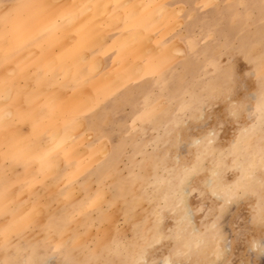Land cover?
<instances>
[{"label":"rangeland","instance_id":"374dc122","mask_svg":"<svg viewBox=\"0 0 264 264\" xmlns=\"http://www.w3.org/2000/svg\"><path fill=\"white\" fill-rule=\"evenodd\" d=\"M104 1L0 0V84L16 62L19 87L39 77L45 96L0 136L31 159H3L0 264H264V0ZM119 6L121 19H108ZM124 20L142 32H118ZM80 29L98 40L84 44L101 64L81 55ZM51 56L77 75L50 68ZM71 76L90 89L80 94ZM55 87L61 111L47 98ZM78 116L69 142L65 127L54 131L55 119Z\"/></svg>","mask_w":264,"mask_h":264},{"label":"bare ground","instance_id":"6f19581e","mask_svg":"<svg viewBox=\"0 0 264 264\" xmlns=\"http://www.w3.org/2000/svg\"><path fill=\"white\" fill-rule=\"evenodd\" d=\"M46 1V0H45ZM76 1H78V0H76ZM106 1V0H105ZM104 1V2H105ZM122 1V0H121ZM124 1V0H123ZM125 2H126V0H125ZM140 2V1H139ZM165 2V1H164ZM2 4V3H1ZM66 4V3H65ZM86 5V4H85ZM160 5V7H159V9L160 8H162L161 10H163V13H165V11L167 12L168 11V7L165 5V4H163V3H160L159 4ZM109 5H107V4H105V7H106V9H108L107 7H108ZM89 7H91V5H88L87 6V8H89ZM120 7V6H119ZM118 7V11L116 12V11H114V12H112L111 14H110V16L108 17V19H112L113 21H114V17L116 18H120L121 16H122V13H123V9L120 7L119 8ZM157 7V8H158ZM156 8V9H157ZM63 9V8H62ZM77 10L78 9H76V8H74L73 10L70 8H68V7H64V11H65V13H69V14H72L73 12H74V16H73V18L71 17V15H70V17L72 18V19H76L77 18ZM100 11V10H99ZM59 12H60V10H59ZM162 12V11H161ZM179 12H181V10L179 11ZM105 13V12H104ZM64 14V13H63ZM68 14V15H69ZM103 14V13H102ZM99 17V16H98ZM121 19V18H120ZM63 20V19H62ZM127 20V19H126ZM75 21V20H74ZM72 22V21H71ZM105 22V21H104ZM117 22H119V20H117ZM87 23V22H86ZM106 23V22H105ZM136 23V22H135ZM72 24V23H71ZM79 24H82V22H80ZM66 25V24H65ZM123 25L124 26H126L127 24L125 23V20L124 21H122L121 22V24H120V26H118V28L120 29H118L119 31L118 32H127L128 34L129 33H135V32H137V33H139L140 31H141V29L142 28H140V29H138V28H133V29H126L125 27H123ZM78 26V25H77ZM82 26V25H81ZM109 26H111L112 27V25H111V23H109ZM131 26V25H130ZM130 26H128V27H130ZM134 26V25H133ZM132 26V27H133ZM80 27V26H79ZM97 27V26H96ZM82 28V27H81ZM94 29H96V28H94ZM99 29V28H98ZM81 30L82 29H80V33H83V32H81ZM83 31V30H82ZM76 32H77V30H76ZM142 32V31H141ZM144 33V32H143ZM118 33H116V35H117ZM124 35H125V33H123ZM82 35V34H81ZM132 35V34H131ZM70 36V35H69ZM76 36V35H75ZM80 36V35H79ZM134 36H135V34H134ZM19 37V36H18ZM101 37V36H100ZM122 37V36H121ZM124 37V36H123ZM132 37V36H131ZM78 38V37H77ZM19 39V38H18ZM17 39V40H18ZM62 40H63V38H61ZM69 39H71V38H69ZM79 39V38H78ZM14 40V39H13ZM21 41V40H20ZM26 42V41H25ZM81 43H79V45L80 44H82L81 45V49H82V51L80 52L81 53V55L82 56H84L83 58H88L89 60H92V59H95V60H97L99 63H100V55L98 56L97 54L95 55V54H93V56L92 55H90V53H91V51H90V53H89V51H88V49L87 48H85L86 47V45L84 44V43H86L82 38H81V41H80ZM59 43V42H58ZM75 43H77L78 44V42H75ZM20 44H23V43H20ZM20 44L18 45V46H20ZM60 44V43H59ZM63 44V43H62ZM62 44H60V46L62 45ZM75 45L74 44V46H79V45ZM7 45V44H6ZM14 45H17V44H14ZM37 45H39V42H38V44ZM64 45V44H63ZM70 45V44H69ZM2 46V45H1ZM17 46V47H18ZM27 46V45H26ZM25 46V47H26ZM73 45H71L70 47H74ZM99 46V45H98ZM3 48H5L4 47V45L2 46ZM11 47V46H10ZM17 47H16V50H17ZM34 47H36V46H34ZM69 47V46H68ZM97 47V46H96ZM19 48V47H18ZM94 48V47H93ZM21 49V48H20ZM23 49V48H22ZM22 49H21V51H22ZM67 49V47H65V50ZM71 49V48H70ZM101 49V48H100ZM176 49V51L177 52H179V51H181L182 50V47H181V45L180 44H177V46H175V48H174V50ZM1 50V49H0ZM10 50H13L12 48H10ZM28 50V49H27ZM64 50V51H65ZM79 50V49H78ZM91 50V49H90ZM97 50V49H96ZM179 50V51H178ZM4 51V52H3ZM3 55H4V53H5V49H3ZM30 51V50H29ZM31 51H33V53H34V51L37 53V51H38V55H41V56H44V55H48V53L46 52V51H42V52H40L39 50H34L33 48H31ZM63 51V50H62ZM76 51L77 50H75L74 52L76 53ZM10 52V51H9ZM66 52H68V50L66 51ZM70 52V51H69ZM68 52V53H69ZM94 52V51H93ZM16 53H17V51H16ZM21 53V52H20ZM50 53V52H49ZM54 52H52V54H53ZM59 53H61V52H59ZM75 53H74V55H75ZM79 53V54H80ZM1 54V55H2ZM52 54H50V55H52ZM78 54V55H79ZM0 55V56H1ZM9 55V54H8ZM10 55H12L11 53H10ZM9 55V56H10ZM28 55V54H27ZM32 55V54H31ZM57 55H59V54H57ZM62 55V57H66L65 55H64V52L61 54ZM64 55V56H63ZM70 55V54H69ZM11 57V56H10ZM51 57H53V56H51ZM61 57V56H60ZM61 57V58H62ZM73 57V56H72ZM14 58H15V56H14ZM17 58V57H16ZM15 58V59H16ZM43 58V57H42ZM56 58H57V60H59L58 59V57L56 56ZM20 59V58H19ZM18 59V60H19ZM51 59V58H50ZM21 60V59H20ZM43 60L46 62V60H49V57L46 59V57H44L43 58ZM57 60H55V57H53V63H55L54 64V66H52V64H51V67L50 68H55V67H57L58 65H62V64H64V65H62V66H66V65H69V68H66L65 69V71L67 70V72H68V74H69V76L70 75H72V73L74 74V75H77V71H76V73H74V71H75V67L71 64V61L68 59V61L70 62H62L61 63V61H57ZM66 61H67V59H65ZM1 61V60H0ZM22 61V60H21ZM43 61V62H44ZM64 61V60H63ZM72 61H74V60H72ZM83 61V60H82ZM11 62V61H10ZM25 62V61H24ZM75 62V61H74ZM73 62V63H74ZM90 62H92V61H90ZM5 63V62H4ZM12 63V62H11ZM23 63V62H22ZM21 63V64H22ZM48 63V62H47ZM50 63V62H49ZM48 63V65H50ZM60 63V64H59ZM2 64V63H1ZM66 64V65H65ZM76 64V63H75ZM101 64V63H100ZM100 64H98V65H100ZM77 65V64H76ZM9 66V65H8ZM61 66V67H62ZM10 67V68H9ZM8 67V69H10L9 70V72L10 71H12L13 72V75L11 74V77H8V78H4L3 80H7V82L6 83H4V84H0V91H1V93H2V88H8L9 90H7V93H9L10 92V94H9V98L6 100V102H4V103H2V102H0V136H1V133H2V131H4V130H6V131H8L9 129L8 128H10L11 129V124H13L16 120H18V119H22L23 118V116H22V112H25V109L26 110H28V109H32V108H34L33 110H35V107L36 106H38L39 104H40V102H41V100L43 99V98H45V96L42 94V93H40V85H41V81H40V78L39 77H37L35 80H36V82H32L33 84H31V82L28 84L27 82H25L26 83V85H24L23 87L24 88H22V87H19V80H18V77L19 76H21L22 74H24V73H26V70H24L25 68H23L22 66H20V65H17L16 64V62L14 63V64H12L11 66H9ZM26 67V66H25ZM34 67H36V66H34ZM93 67V66H92ZM35 69V68H34ZM63 70V69H62ZM34 71V70H33ZM5 72V71H4ZM7 72V71H6ZM9 72H7V73H9ZM59 72H61V71H59ZM31 73V72H30ZM35 73V72H34ZM34 73H33V75H34ZM116 73H117V71H116ZM67 74V75H68ZM119 74V73H118ZM30 75V74H29ZM73 75V76H74ZM123 75V74H122ZM61 76V75H60ZM66 76V75H65ZM68 77V76H67ZM71 78H73L72 76H71ZM1 79V78H0ZM71 80V79H70ZM74 78L72 79V81H73V83H76V80L78 81V80H80L81 81V83H79V85L78 86H76V87H78L77 89H79L80 90V94H82L83 92H85L87 89L89 90L90 89V87H89V85L88 84H86V83H84V82H82V81H84V80H82V79H76L75 80V82H74ZM69 81V80H68ZM71 82V81H70ZM25 83H23V84H25ZM68 83V86H69V82H67ZM72 84V83H71ZM78 84V83H77ZM32 85V86H31ZM73 85V87H74V85L75 84H72ZM64 86H65V84H64ZM67 86V87H68ZM59 87V86H58ZM61 88V87H60ZM72 88V87H71ZM42 89H43V87H42ZM41 89V90H42ZM63 89V88H62ZM54 91V93L52 94V95H47V93H46V95H47V98L49 97V98H52L53 100L55 99V97L57 96V98L59 99V101H58V103L56 102V104L55 105H57V106H59V105H61L62 103H64L65 104V102H67V101H61L60 99L61 98H59L58 96H60V95H57V93H58V91L56 92V87H55V90H53ZM52 91V92H53ZM78 91V90H77ZM49 92V91H48ZM72 92V91H71ZM4 93H5V91H4ZM51 93V92H50ZM60 93H62V91H60ZM64 93L67 95V96H69V95H71V93L69 92V90L68 91H64ZM77 93V92H76ZM4 96V95H3ZM7 97V96H6ZM86 97H87V95H86ZM3 98H5V96L3 97ZM3 98H1V99H3ZM63 98V97H62ZM65 99V98H64ZM63 99V100H64ZM88 99V98H87ZM92 99H93V97H92ZM47 100H51V99H47ZM56 100V99H55ZM2 101H4V99L2 100ZM62 103H61V102ZM88 101H90V102H92L91 101V98H90V100L88 99ZM186 101V100H185ZM49 102V101H48ZM53 102V101H52ZM54 103V102H53ZM52 103V104H53ZM45 104L47 105V103L45 102ZM44 104V105H45ZM50 104V103H49ZM64 104H62V106L64 105ZM44 105H42V106H44ZM46 105H45V107L44 108H46ZM51 106V105H50ZM64 106H66V105H64ZM60 107V109L58 108V107H55V109H57L58 108V110L59 111H61V109H65V107ZM48 108H49V106H48ZM171 108V107H170ZM54 109V110H55ZM63 109V110H64ZM47 111V108L45 109V112ZM57 111V110H56ZM77 111V110H76ZM83 111V110H82ZM64 112V111H63ZM63 112H61V113H63ZM51 113V112H50ZM57 113H59V112H57ZM186 113V112H185ZM25 114H26V112H25ZM5 115V116H4ZM6 117V119H1V117ZM44 116V115H43ZM3 117V118H4ZM45 117V116H44ZM79 118V116L77 117V118H73V119H70V120H68V121H66V120H64L62 117L61 118H57V119H55L54 120V126H55V129L57 128L58 130H60V131H62V128H66V130H64V135H65V137L66 138H68L67 139V141L68 140H70V139H72V137H73V134H74V129L77 127L76 126V124H75V122L77 121V119ZM80 119V118H79ZM80 121L81 120H79V124H80ZM83 121H86V123H88V124H90V125H92V120L91 119H88V120H84L83 119ZM81 123L82 124H80V125H83V122L81 121ZM149 125V124H148ZM38 127H39V123L38 122H36V121H32V132H31V134H30V139L32 140V139H35V138H37L36 136H37V134H38ZM121 127V126H120ZM174 127V126H173ZM13 128V127H12ZM79 128V127H78ZM81 128V127H80ZM14 129V128H13ZM12 129V130H13ZM54 129V128H53ZM52 129V130H53ZM54 129V131L56 132L57 131V129L55 130ZM50 130V129H49ZM48 130V131H49ZM52 130H50V132L49 133H51V132H53ZM11 131V130H10ZM48 131H47V133H48ZM12 132V131H11ZM5 133H3L2 135H4ZM56 134V133H55ZM126 134V133H125ZM57 135V134H56ZM5 136H6V134H5ZM48 136H49V134H48ZM52 136V135H51ZM1 138V137H0ZM42 138V137H41ZM48 138V137H47ZM51 138V137H50ZM52 138H53V136H52ZM26 137L24 136V137H22V140L24 141V142H26L27 143V141H26ZM42 140V139H41ZM48 140V139H47ZM48 141H50V140H48ZM48 141H46V142H48ZM52 141H53V139H52ZM209 141V140H208ZM215 141V140H214ZM24 142H22V144H25L26 145V143H24ZM69 142V141H68ZM172 142V141H171ZM253 143V142H252ZM21 144V145H22ZM43 144V143H42ZM208 144H210V143H208ZM106 145V144H105ZM249 145V144H248ZM49 146H51V144H49ZM117 146V145H116ZM201 146V145H200ZM199 147V146H198ZM45 148V147H44ZM105 148V147H104ZM39 149H40V147H39ZM47 149V148H46ZM63 149V148H62ZM62 149H61V151H62ZM211 149V148H210ZM105 152V150H101V152ZM66 152V151H65ZM83 152V151H82ZM113 152V151H112ZM261 152V151H260ZM259 152V153H260ZM212 153V152H211ZM245 153V152H244ZM263 153V152H262ZM102 154V153H101ZM216 154V153H215ZM28 155V151H27V148L26 147H24L23 146V148H22V151L21 152H19V153H16L15 151L14 152H12L10 149L8 150V148H6L5 146H3V144L0 142V193L2 194V197L0 198L1 200H6L7 199V197L9 196V193H10V191H8V189H7V187H6V178H5V174H3V171H4V166H3V162H4V160H6V159H8L9 160V163H15V164H18V163H21V164H23L24 166H26V165H28L29 164V162L31 161V159H29V157L27 156ZM99 155V154H98ZM213 155V154H212ZM263 155V154H262ZM207 156V155H206ZM240 156V155H239ZM244 156H246V155H244ZM57 158V157H56ZM55 158V159H56ZM241 158V157H240ZM262 158H264V157H262ZM4 159V160H3ZM254 159V158H253ZM69 160V159H68ZM151 160V159H150ZM210 160V159H209ZM259 160V159H258ZM52 161H53V159H52ZM112 161V160H111ZM162 161V160H161ZM215 161V160H214ZM260 161V160H259ZM55 164H58L57 162H61L60 160L58 161H56L55 160ZM257 163H259V162H257ZM264 163V162H263ZM75 164V163H74ZM151 164V163H150ZM149 164V165H150ZM155 164H156V162H155ZM168 164V163H167ZM60 165H61V163H60ZM152 165V164H151ZM188 165V164H187ZM261 165V164H260ZM54 166V165H53ZM108 166V165H107ZM170 166V165H169ZM253 166H255V165H253ZM262 166H264V164L262 165ZM35 167V166H34ZM203 167V166H202ZM248 167V166H247ZM246 166H245V168H247ZM58 171H59V165H58ZM157 168V167H156ZM180 168H181V166H180ZM251 168V167H250ZM242 169V168H241ZM249 170H251V169H249ZM215 171V170H214ZM213 171V172H214ZM32 172V171H31ZM148 172V171H147ZM178 172V171H177ZM199 172V171H198ZM216 172V171H215ZM244 172V171H243ZM242 172V174L244 175V173ZM112 173V172H111ZM251 173H252V171H251ZM250 173V174H251ZM33 173H31V175H32ZM215 174H217V173H215ZM234 174V173H233ZM115 175V174H114ZM148 175V174H147ZM248 175V174H247ZM170 176V175H169ZM177 176V175H176ZM217 176V175H216ZM215 177V176H214ZM239 177H241V176H239ZM218 178V177H217ZM243 178V177H242ZM245 178V177H244ZM250 178V177H249ZM27 179V178H26ZM200 179V178H199ZM240 179V178H239ZM222 180V179H221ZM224 180V179H223ZM222 180V181H223ZM259 180V179H258ZM261 180V179H260ZM259 180V181H260ZM181 182V181H180ZM137 183H139V182H137ZM216 183V182H215ZM258 183V182H257ZM217 184V183H216ZM222 183H220V185H221ZM139 185V184H138ZM152 185V184H151ZM178 185V184H177ZM199 185V184H198ZM223 185V184H222ZM230 185V184H229ZM216 186H218V185H216ZM241 186V185H240ZM173 187V186H172ZM219 187V186H218ZM229 187V186H228ZM73 188V187H72ZM227 188V187H226ZM249 189V188H248ZM167 190V189H166ZM173 190V189H172ZM125 191V190H124ZM171 191V190H170ZM215 192H216V190H215ZM79 194V193H78ZM104 194H107V193H104ZM123 194V193H122ZM100 195V194H99ZM13 196L14 195H12V197H10V198H13ZM172 197V196H171ZM103 199V197L102 196H100V199ZM142 198H143V196H142ZM121 199V198H120ZM119 199V200H120ZM11 200H13V199H11ZM118 200V201H119ZM177 200V199H176ZM137 201H138V199H137ZM181 201V200H180ZM45 202H46V200H45ZM183 202V201H182ZM181 202V203H182ZM146 203V202H145ZM184 205V204H183ZM106 206V205H105ZM181 207V206H180ZM39 208V207H38ZM37 209V208H36ZM168 209V208H167ZM183 209V208H182ZM3 209L1 208V211H2ZM142 210V209H141ZM180 210V209H179ZM1 211H0V213H1ZM36 211L37 210H35V212L34 213H36ZM39 212H40V210H39ZM182 212V211H181ZM39 214H41V213H39ZM147 214V213H146ZM37 215H38V211H37ZM145 215V214H144ZM176 215V214H175ZM41 216H42V214H41ZM40 216V217H41ZM264 216V215H263ZM144 217V216H143ZM142 217V218H143ZM159 217V216H158ZM135 218V217H134ZM4 219V218H3ZM61 219V218H60ZM24 220V219H23ZM68 221V220H67ZM145 222V221H144ZM151 222V221H150ZM183 223V222H182ZM83 224V223H82ZM159 224V223H158ZM183 225H185V224H183ZM182 225V226H183ZM74 227V226H73ZM184 227V226H183ZM187 227V226H186ZM202 227V226H201ZM143 228H144V226H143ZM13 228H12V226L10 225V224H7V225H3V227L1 228V230H2V232H4V240H5V238H6V236H7V232L8 231H11ZM181 231L183 230V229H181V228H179ZM184 229H185V227H184ZM187 230V229H186ZM49 231V230H48ZM61 231V230H60ZM154 231H158V230H154ZM166 231V230H165ZM184 231V230H183ZM179 232V231H178ZM41 233V232H40ZM180 233V232H179ZM183 233H185V232H183ZM198 233V232H197ZM203 233V232H202ZM42 234V233H41ZM187 234H190V233H187ZM187 234L185 235V238H186V236H187ZM191 234H193V233H191ZM40 235V234H39ZM166 235V234H165ZM53 236V235H52ZM183 236L184 235H182V238H183ZM204 236V235H203ZM179 237H180V235H179ZM188 237H190L189 235H188ZM195 237V236H194ZM194 237H192V239L194 238ZM198 237V236H197ZM196 237V238H197ZM41 238V237H40ZM178 238V237H177ZM184 238V239H185ZM205 238V237H204ZM206 238H208V237H206ZM28 239V238H27ZM38 239V238H37ZM181 239V238H180ZM26 240V239H25ZM194 240V239H193ZM200 240V239H199ZM208 241H209V239H207ZM188 241V240H187ZM196 241V240H195ZM190 242V241H189ZM36 243V242H35ZM200 243V241H198V243L197 244H199ZM201 243H202V241H201ZM184 244V243H183ZM188 244V243H187ZM190 244V243H189ZM19 245H20V243H19ZM23 245V244H22ZM191 245V244H190ZM196 245V244H195ZM21 246V245H20ZM134 246V245H133ZM178 246H180V244H178ZM204 246H205V244H204ZM108 248V247H107ZM133 248V247H132ZM189 250L192 252V250H191V247L189 246ZM182 249V248H181ZM186 249H187V247H186ZM40 250V249H39ZM180 251H182V250H180ZM21 252V251H20ZM36 252V251H35ZM129 252V251H128ZM179 252V251H178ZM12 253V252H11ZM39 253V252H38ZM180 253V252H179ZM18 254V253H17ZM27 254V253H26ZM97 254V253H96ZM123 254V253H122ZM133 254V253H132ZM176 254V253H175ZM178 254V253H177ZM207 254V253H206ZM204 255V254H203ZM22 256V255H21ZM36 256V255H35ZM112 256V255H111ZM121 256V255H120ZM184 256V255H183ZM14 257V256H13ZM37 257V256H36ZM122 257V256H121ZM123 257H125V256H123ZM203 258V257H202ZM206 259V258H205ZM33 260V259H32ZM196 260V259H195ZM110 261V260H109ZM112 261V260H111ZM114 261V260H113ZM127 261V260H126Z\"/></svg>","mask_w":264,"mask_h":264},{"label":"crops","instance_id":"0c3cea01","mask_svg":"<svg viewBox=\"0 0 264 264\" xmlns=\"http://www.w3.org/2000/svg\"><path fill=\"white\" fill-rule=\"evenodd\" d=\"M115 9H113V10H116L117 8L116 7H114ZM122 9L124 8V7H121ZM127 8L128 9H132V8H134V6H132V5H130V6H127ZM6 29V28H5ZM8 29H6V32L4 33V35H6V37H5V43H8L9 45H11L12 44V39L10 40V41H8V38H7V36L8 35H12L13 33H14V30L11 28L9 31H7ZM22 31V30H21ZM23 33H24V31H22V32H20V34H22L23 35ZM23 37V36H22ZM87 44H88V46H90L91 48H93L95 45H97V44H99L98 43V40L97 39H95L94 37H91L90 36V34L87 32V31H85L84 30V32L82 33V35L80 36ZM21 39V41H24V38H20ZM70 45H73V44H70Z\"/></svg>","mask_w":264,"mask_h":264}]
</instances>
